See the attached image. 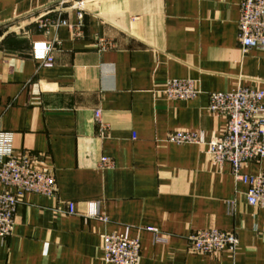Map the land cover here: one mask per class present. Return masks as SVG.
Returning <instances> with one entry per match:
<instances>
[{
  "label": "crops",
  "instance_id": "obj_1",
  "mask_svg": "<svg viewBox=\"0 0 264 264\" xmlns=\"http://www.w3.org/2000/svg\"><path fill=\"white\" fill-rule=\"evenodd\" d=\"M54 1L0 0V131L57 180L54 196L24 195L0 264H110L103 237L126 231L141 241L139 264H264V209L247 202L231 165L167 140L226 130L209 93L264 90V47L244 52L239 40L242 0H89L81 22L69 11L68 25L46 30L38 21ZM35 42L55 46L51 67L33 58ZM169 79L201 92L170 100ZM260 169L264 158L243 172ZM90 202L107 221L85 214ZM207 228L235 231L237 250L191 252L189 237Z\"/></svg>",
  "mask_w": 264,
  "mask_h": 264
},
{
  "label": "built area",
  "instance_id": "obj_2",
  "mask_svg": "<svg viewBox=\"0 0 264 264\" xmlns=\"http://www.w3.org/2000/svg\"><path fill=\"white\" fill-rule=\"evenodd\" d=\"M89 0H55L46 9L38 24L41 28L68 25L64 14L76 13L81 22L88 10ZM239 40L244 52L264 47V0H242L240 5ZM100 41L99 48H105ZM53 44L35 42L32 46L33 58L42 65L54 64ZM195 80L169 79L164 93L170 100L189 101L200 94ZM208 109L215 115L226 119V130L210 140L197 131L177 130L170 133L167 140L176 144H197L205 147L206 155L216 166L225 163L231 165L234 179L247 186V202L264 209V169L249 174L244 167L252 161L264 158V90L255 87L240 86L231 92L209 93ZM95 117L101 132L107 129L102 122L101 112L95 111ZM13 134L0 131V237L13 234L16 224V211L27 193L54 196L57 193V180L52 172L33 163L30 156L17 154L12 147ZM102 166L112 167L113 161L105 156ZM88 217L107 221L102 214L99 202L87 203ZM68 212H76L75 204L68 203ZM157 236L153 227L147 228ZM189 250L198 254L234 253L239 245L235 231H223L217 228L198 230L189 237ZM104 260L110 264H139L141 241L131 237L129 232L111 233L103 237Z\"/></svg>",
  "mask_w": 264,
  "mask_h": 264
}]
</instances>
